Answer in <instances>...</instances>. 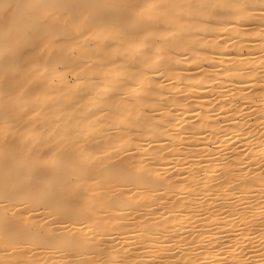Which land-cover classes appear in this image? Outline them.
Instances as JSON below:
<instances>
[{
    "label": "bare ground",
    "instance_id": "1",
    "mask_svg": "<svg viewBox=\"0 0 264 264\" xmlns=\"http://www.w3.org/2000/svg\"><path fill=\"white\" fill-rule=\"evenodd\" d=\"M263 29L264 0H0V264H264Z\"/></svg>",
    "mask_w": 264,
    "mask_h": 264
},
{
    "label": "rangeland",
    "instance_id": "2",
    "mask_svg": "<svg viewBox=\"0 0 264 264\" xmlns=\"http://www.w3.org/2000/svg\"><path fill=\"white\" fill-rule=\"evenodd\" d=\"M262 14H263V13H262ZM50 19H53V18L51 17ZM257 19H258V18H257ZM257 21L259 22V19H258ZM258 22H257V24H261V19H260V23H258ZM263 30H264V29H263ZM50 42L53 43L54 40H52V41H50ZM257 45H258V44H257ZM257 45L255 44V45H249V46H256V47H258L259 45H258V46H257ZM249 46H248V48H249ZM256 47H254V48H256ZM262 47H264V46H262ZM262 47L260 46L259 48H261V50H264V49H262ZM259 48H258V50H259ZM229 50H230V49H229ZM232 50H233V48L231 49V51H230L229 53H233V52H235V50H233V51H232ZM241 50H242V49H241ZM243 50H244V51H241V52H242L243 56L245 57V56H247L248 53H250L249 51L252 52L253 49H252V50L249 49V51H248L246 47H245V48L243 47ZM245 50H246V51H245ZM258 50H257V51H258ZM254 52H255V50H254ZM225 54H226V53H225ZM227 54H228V53H227ZM219 55H220V57H221V56H226V55H224V54H215L214 56L211 55L212 57H210V59H209L208 61H205V62H203L202 64H201V61H200V59H199V60L196 61L195 64L189 66V68L191 67V69L188 68V71H189V72L187 71L188 73H187L186 71H184V70H183V72H184V73H187V74H189V73H196V69H197V67L199 66V64H200V66L205 64V65H204L205 68H208V69L210 68L212 71H213V69H215V70H214L215 73H213V74H218V73H220L221 71H223V69H224V68H222V69H221V68H220V69L218 68V67H222V66H223V64H222V65L220 64V59H221V58L219 57ZM218 57H219V62H217V63H213V61H211V58H212V60H218ZM227 57H228V56H227ZM227 57H226V58H225V57H222V58H225L224 60H227ZM231 57H232V56H229L228 58H231ZM224 60L222 59V61H224ZM222 61H221V62H222ZM211 62H212V63H211ZM210 63H211V64H210ZM218 63H219V64H218ZM206 64L208 65L207 67H206ZM220 65H221V66H220ZM195 66H196V69H193V68H195ZM200 66H199V67H200ZM223 67H224V66H223ZM59 68H62V66H60ZM212 68H213V69H212ZM192 69H193V70H192ZM218 69H219V70H218ZM191 70H192V71H191ZM214 71H213V72H214ZM183 72L179 71V74L182 73V74H180V75H187V74H184ZM67 76H68V79H67V80L70 81V82H72L73 79H74V77H75V76H73V74H72V75L69 74V75H67ZM55 79H57V77H56ZM163 80H165L164 77H162L161 81H163ZM178 81L180 82V79H178ZM164 82L167 83V81H163L162 83H164ZM167 84H168V83H167ZM183 84H184V82H182V83L180 84V85H181V86H180L181 88L179 87L176 91L183 89L184 86H185V84H184V85H183ZM221 84H222V83H220L219 86H220ZM164 85H166V84H164ZM222 86H223V85H222ZM182 87H183V88H182ZM221 91H222V90H221ZM219 92H220V91H218V90H216V92L214 91V96H213V93H212V95H211V93L208 92V95H206V97H204V99H205L204 101L200 100L201 98H199L198 102L196 103V107L198 108V106L201 105V104H200V101H202L201 103L212 102V101H214L213 103L216 104V98H217L218 94H220ZM215 94H216V96H215ZM181 95L184 96L183 94H181ZM191 97H192V96H191ZM191 97H189V98L191 99ZM184 98H185V97H184ZM187 98H188V97H186V99H187ZM194 98H195V95H194L193 98H192L193 103L196 102V101L194 100ZM206 98H207V99H206ZM190 99H189V102H192V100L190 101ZM195 99L197 100V98H195ZM202 99H203V98H202ZM212 99H215V100H212ZM208 100H209V101H208ZM235 103H236V105H239V104H240V102L237 103L236 101H235ZM235 103H233V105H234ZM198 104H199V105H198ZM194 105H195V103H194ZM213 105H214V104H213ZM233 105L228 106V109H227V110H228V113L225 114L226 117H230L229 115H232V114H231V113L233 112L232 109H233V107L235 108V106H236V105H235V106H233ZM231 106H233V107L231 108ZM213 107H215V106H213ZM213 107H212V108H213ZM212 108H210V109H212ZM217 108H220V106H219V107L217 106L216 108H213V112H214L215 115H218V116H217L218 119L220 120V119H222V118H226L225 115H222L223 117L220 115V114H222V112H223L224 110H222V111L219 112V109H217ZM214 109L217 110L218 112H217V111L215 112ZM220 109H221V108H220ZM229 110H231V111H229ZM146 111L150 113V112L155 111V109L148 108ZM246 111H248V113L246 112V114L248 115L250 112H249V110H246ZM229 112H230V113H229ZM216 113H217V114H216ZM243 113H244V114H243ZM243 113H242L243 116H245V115H246L245 112H243ZM153 114H155V115L159 114V115H160V114H162V112H161V113H160V112H157V113L154 112ZM228 114H229V115H228ZM250 114H251V113H250ZM219 115H220L222 118H219V117H220ZM255 115H256V114H255ZM143 116H144V115H143ZM241 116H242V115H241ZM237 117L240 118V116H237ZM254 117H255L254 115H253V117H251L252 120H251V118H250V120H251L252 122H253V118H254ZM176 118H178V117H176ZM176 120H177V119H176ZM176 120H175V121H176ZM131 123H132V120L127 121V124H131ZM229 126H230V125H229ZM227 128H228V126H227V127L225 126V129H227ZM242 139H243V138H240V139H239V140H241V144H243V143H242ZM231 143H233V142H231ZM235 144H236V145H237V144L240 145V143H234V145L231 144V148H233V147L235 146ZM239 145L236 146V148L238 147L237 149L234 147L233 149L228 150L229 152L227 151L228 154L225 153V154H223V155H225V156H227V157H231V154H233V153L235 152V151H233V150H239V149L241 148L242 145H240V146H239ZM152 146H154V145H152ZM152 146H149L147 149L149 150ZM202 147H204V146L202 145ZM20 148H22V147H20ZM20 148H18V149H20ZM152 148H153V147H152ZM22 149H25V146H24V148H22ZM240 150H241V149H240ZM231 151H232V153H231ZM213 153H214V152H213ZM211 154H212V151H211ZM207 155H208V153H206V156H207ZM209 155H210V154H209ZM209 155H208L207 158H206L207 160H208V159H211V158H215V157H216V158H217V157H219V158H224V157H225V156L222 157V154H221L220 156H219V154H216V155H210V156H213V157H210ZM204 158H205V157H204ZM202 165H204V166H202ZM205 165H206V163H205V164H200L201 167H205ZM184 169H185V167H184ZM173 171H174V169H173ZM171 172H172V171H170V174L175 173L176 171H174V172H172V173H171ZM177 198H179V197L177 196ZM17 244H18V245H15L14 247H18L19 249H20V248H23V247H22V246H23L22 243L18 242ZM14 247H13L9 252H7L5 255H10V254H12V252H16V249H14Z\"/></svg>",
    "mask_w": 264,
    "mask_h": 264
}]
</instances>
